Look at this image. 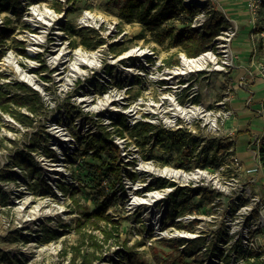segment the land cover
Listing matches in <instances>:
<instances>
[{
  "label": "rangeland",
  "instance_id": "374dc122",
  "mask_svg": "<svg viewBox=\"0 0 264 264\" xmlns=\"http://www.w3.org/2000/svg\"><path fill=\"white\" fill-rule=\"evenodd\" d=\"M125 1L19 0L23 7L21 20L12 11L0 13V39L3 31H10L4 41V56L10 55L25 70L34 72L45 81L48 90V97L41 95L44 109L31 115L33 127L19 124L0 110V264H71L76 246L84 254L95 252L99 256L93 264H127L132 251L138 253L141 264H205L213 263L211 260H216V264H244L252 250L261 251L264 257V179L260 172H247L258 164L249 150L264 132V116L257 115L262 109L258 99L264 95V84L246 83L242 87L237 76L239 69H248L247 79L253 78L254 41L247 32L238 33L233 39L229 52L234 58L231 69L223 64L222 50L229 48L221 47L229 42L227 37L219 38L214 54L226 70L177 77L174 66L182 65V49L170 47L168 40L159 44L154 32L137 21L122 19L119 10ZM57 3L62 5L63 15H57L61 17L57 22L45 25L40 7L47 5L49 12L57 13ZM258 13V30L263 31L264 2ZM214 16L222 14L217 11ZM81 18L85 21L78 24ZM91 21L94 27L89 26ZM184 26L174 29L181 31ZM84 35L100 46L86 48L82 44ZM59 40L63 45L55 48ZM257 42L262 45L264 38L259 35ZM66 46L71 53L103 49L104 58L94 66H83L86 76L73 82L68 78L73 55L68 64L54 65L58 63L55 51ZM31 48L37 49V58L31 56ZM139 48L147 50L146 57L133 56L117 62L126 52ZM77 59L80 61L78 56ZM256 60L264 63V54ZM173 80H177L178 88L171 87ZM0 85L9 94L24 92L16 85L34 91L13 70L1 66ZM174 90L180 106L201 107L208 103V112L220 113L225 105L234 119L227 126L228 119L222 115L217 131H210L200 119L191 126L182 120L167 126L150 109ZM173 103L167 100L164 106ZM239 106L249 117L239 118ZM236 120L245 126L240 129ZM124 121L126 127L122 126ZM142 122L153 123L157 140L154 135H149L152 137L147 141L146 135L136 136L134 128ZM102 126L111 135L106 139L122 147L124 173L128 170L136 175H124L123 188L111 186L112 175L107 167L102 186L97 182V168L104 160L110 163L107 155H102L101 162L91 156L92 152L88 156L81 152L90 135L104 133ZM177 126L182 127L178 133L170 130ZM121 129L123 138L117 135ZM37 133L43 139L31 140ZM178 136L185 137L181 147ZM28 156V165L35 174L25 166ZM55 164L62 165L61 174L50 171ZM165 167L183 170L180 172L189 176L204 174L202 181L199 178L190 185L208 189L176 192L168 201L162 199L143 209L138 205L142 198L176 184L172 180L161 181V176L150 172L152 168L162 171ZM209 177L215 178L220 187L208 182ZM59 185L68 192L63 193ZM74 188L75 199L90 211L105 198L110 201L107 214L120 223L117 238L104 240L105 223L100 224V229L91 225L78 227L80 214L71 198ZM168 191H162L166 193L163 197L168 196ZM182 231L194 238L175 237ZM93 239L103 245L101 250L91 246Z\"/></svg>",
  "mask_w": 264,
  "mask_h": 264
},
{
  "label": "trees",
  "instance_id": "16d2710c",
  "mask_svg": "<svg viewBox=\"0 0 264 264\" xmlns=\"http://www.w3.org/2000/svg\"><path fill=\"white\" fill-rule=\"evenodd\" d=\"M181 1L182 0H126L119 10V16L127 21H137L150 32H154L159 44H164L168 40L170 47L181 48L187 57L197 58L201 54L207 52L214 40L220 35L224 22L223 17H216L213 15L209 23L202 30H191L186 25V23L183 29H180L181 31L174 29V24H169V27H162V25L167 20L176 17L178 4ZM3 11H12L15 17H17L19 20H21L23 16V7L19 0H0V13ZM56 11L57 13H62V5L57 3ZM195 14L196 10H189L190 16H194ZM9 22L10 20L7 21V23ZM2 34L0 39V61L5 54L4 41L10 35L9 29L5 34L3 31ZM82 44L86 48L92 49H96L100 46L98 42H96L94 39H90L86 35H84L82 38ZM21 54L26 56L24 50L21 51ZM16 86H18L20 89H23L24 92L14 93V95L10 96L2 89L0 85V110L5 114H9L19 124L26 127H33L34 120L31 115L34 116L44 109L43 100L36 91H29L24 85ZM22 110H27L28 113L22 112ZM122 126L126 127V121L122 123ZM102 129H104V133L100 136L90 135L85 140V146L82 148L81 152L85 156H88L92 152L91 156L101 162L103 159L102 155H107L109 157L110 163L104 160L97 168V182L102 186L104 169L107 167V171H110L112 175V181H109L111 186L114 189L116 187L123 188L124 175L131 177L136 175L128 170L126 173H124V163L121 161V148L115 142L108 141L106 138L111 137V135L103 126ZM155 129L156 127L153 124L142 122L136 124L134 133L138 137H143L146 135L147 137L145 140L147 141V138L149 139L152 137L149 135H154L153 133ZM179 131L180 130H178L177 133ZM117 135L119 137H124V130H118ZM154 136L156 137L155 140H157L159 135ZM171 136L175 137V135ZM178 138L177 144L179 147H181L184 145L185 137L178 136ZM33 139L42 140L43 138L39 133H37L31 136V140ZM48 151L50 150L48 149ZM259 157L264 172V143L260 147ZM24 162L26 163L25 166L32 171V174H35V170L28 165V163H30V156H28ZM59 188L65 194L68 192V190L63 185H59ZM75 190L76 189L74 188L71 193V198H73V202L80 214L79 220L77 221L78 227L82 228L83 226L91 225L94 227V229H100V224L105 223L107 227L102 231L104 240L108 242L111 239L117 238L120 230V223L118 220L113 219L111 215L107 214V211L111 205L110 201L105 198L102 202H98L96 209L90 211L88 208L80 206L79 201L74 197L76 194ZM183 191L184 190L181 188L178 189L179 193H182ZM255 213L258 214V212ZM161 244L166 245L167 242L162 241ZM180 244L184 246L185 242L182 241ZM91 246H94L98 251L103 247V245L98 240L94 239ZM129 254L131 258V264H141L138 253L132 251ZM249 255V259L244 264H264V257H262L263 255L261 251L252 250L249 252ZM6 258H8L7 255ZM98 259L99 256H97L95 252L84 254L81 252V247L76 246L74 247L73 256L71 257V264H93V262Z\"/></svg>",
  "mask_w": 264,
  "mask_h": 264
},
{
  "label": "bare ground",
  "instance_id": "6f19581e",
  "mask_svg": "<svg viewBox=\"0 0 264 264\" xmlns=\"http://www.w3.org/2000/svg\"><path fill=\"white\" fill-rule=\"evenodd\" d=\"M40 12L41 14H43V20H45V23H44L45 25H50L53 22H57L61 18L57 15H63V13L58 14L55 11L49 12L47 5H43V7H40ZM84 21H85V18L78 19V24H83ZM92 23L94 22L91 21L89 26L94 27ZM57 34L62 39L63 35L60 34V32H58ZM43 36L46 37L47 34L43 32ZM60 40H59V43L55 45L56 46L55 48L63 45L62 41ZM102 51L103 49H99L96 51H92L91 53H87L82 50H76L71 53L70 51H68L67 46L58 48L55 51L58 54L57 57L55 58V60H58L56 61L58 63L54 65L64 66L65 64H68V62L71 61L69 60V57L73 55L74 56V62L72 63L73 69L69 73L68 78L71 81L75 82L77 78L86 76V73L84 72V69L82 68L83 66L91 67V66H94L97 61L98 62L102 61V59L104 58L103 54L101 53ZM228 51L229 50L222 51V53L224 54V57L228 55ZM147 54H148L147 50H143L142 48L134 49L128 53L126 52L125 54H123L120 58H118L117 62H121L122 60H125L128 57H133V56L144 58L147 56ZM31 56H34V58H37L38 56L37 49L31 48ZM77 56L80 58V61L77 59ZM229 63L230 62L228 61L224 62V64H229ZM0 65L2 68L13 70L18 76V78L21 79L22 82H24L31 88H35L43 97H48L47 84L45 83V81H43L34 72L30 70H25L21 66L19 61L17 60L15 61L10 55H6L2 59ZM32 69H35V67H32ZM222 69H223L222 64L219 63L218 57L213 52L208 51L207 53H203L197 59H191L189 57H185L182 65L176 68L174 71H175L176 76L180 77V76H188L193 71L202 70V71H207V72H213V71H221ZM176 84H177V80H173L170 83L172 88H178ZM175 93L176 92L174 90L170 95L166 94L165 96L161 97L160 104L153 105V108L150 109V110H153L151 113L154 115H157L158 119H160L162 123L164 122V124H166L167 126H170V127L174 126L178 120H182L184 124H188L189 122H191L192 118H197L205 122H209L211 125H215L222 115L225 117V119H228L227 126H229L230 121L234 119L232 117L231 112L230 113L229 112H226V113L207 112L206 107L208 103L204 104L201 107L192 106L190 104H188L187 106H180L178 104H176V106H173V104H170L168 107H165L164 104L166 103L167 100H171L176 97ZM136 114H138V111L136 112ZM61 166H62L61 164H55L50 169V171L53 172L54 174H61L63 172ZM150 172L156 176L162 175V171L158 169L152 168L150 169ZM174 175H175V179H180V177H182L184 174L182 172H174ZM197 177L198 176L196 173L193 176L185 175V178L187 179L193 178V180H197ZM214 179L215 178L213 177H209L208 182H213V184L219 188L220 187L219 182H217ZM132 189L136 190V188H132ZM164 190L167 191L169 189H164ZM162 199H163L162 191H156V192L154 191V192H151L149 195H146V197L142 198V200L138 202V205H140L141 207H143V209H145L147 206H155L156 203ZM261 226L262 227L264 226V211L262 213ZM161 235L163 234L161 233ZM174 235L175 237L179 239L194 238L191 235H188V233L184 231L178 232ZM50 246L52 247V245ZM51 247H49L50 250H51ZM45 249H47V247Z\"/></svg>",
  "mask_w": 264,
  "mask_h": 264
},
{
  "label": "built area",
  "instance_id": "2783aa9c",
  "mask_svg": "<svg viewBox=\"0 0 264 264\" xmlns=\"http://www.w3.org/2000/svg\"><path fill=\"white\" fill-rule=\"evenodd\" d=\"M238 1L241 2V3H244L247 6V9H248V11L250 12V15H251L250 24H251L253 29H252V31L250 33V39L252 41H254V43H253V57H254L253 65L255 66V71L251 72V74H252L253 79L259 78V79L264 80V63H259L256 60V57L258 55H260L262 53L264 54V42H263L262 45H260V42H257V37L259 35L261 36V38H264V30L263 31H259L258 30L259 29V25H258L259 24V13H258V11L260 10L261 6L263 5L264 0H238ZM189 10H196V14L194 16H190L189 15ZM217 11L221 12L224 22H223V25H222V28H221L220 35L214 40L213 44L210 46L208 51H211V52L214 53V47H215V44H217V45L219 44V38L221 39L223 37H227L226 41L229 42V44L228 45H221V47L222 48H226V47L229 48V49H223L222 51L229 50L228 51V55H226L224 57V59H225L224 62L228 61L230 63L229 64H224V62H223V64L224 65H228L231 69H233L234 58H233V56L232 57L229 56L230 55L229 52L232 49L233 39L238 35V33L240 31V25H239V23H238L236 18L231 17L227 13L223 12V10H217L216 1L215 0H182L178 4L176 17H173V18L167 20L162 25V27H169V24H174L173 27H175L177 25L183 26L186 23V25L191 30H198V29L202 30L209 23V21L211 20V17L214 15V12H217ZM81 27H83V26H81ZM258 51H259V53H258ZM207 52H205V53H207ZM200 56H198V57H200ZM185 57H187V55L184 52H181V64L183 63V60H184ZM197 58H191V59H197ZM1 61H0V63H1ZM224 65H222V68H223V70H226ZM174 67L178 68L179 66H174ZM235 69H238V68L235 67ZM203 72L204 71H202V70L200 71L199 70V71H193L190 74L199 75L200 73H203ZM202 76H204V75H202ZM238 79H239L240 85L242 87H245L246 83H247L246 77L242 76V77H239ZM187 86H185V88ZM33 90L36 91L37 93H39L35 88H33ZM9 95L12 96V95H14V93L9 94ZM40 96H41V94H40ZM170 102L171 103L175 102V104L173 103V106L176 105L177 103L178 104L180 103L179 100H178V97H175V100L171 99ZM222 103H224V102H222ZM224 106L225 105L222 106L223 113H226V110H225ZM261 108L262 109L257 112L258 116H264V103H263ZM206 111L208 112L207 107H206ZM196 120H197V118H192L191 122L188 123L187 125L189 126V124H190V126H191ZM218 123L219 122L217 121L215 125H211L209 122H204L205 125L209 126L210 131L220 130V128L218 126L219 125ZM151 124H153V123H151ZM181 128H182L181 126H177V128L170 129V130L178 131ZM120 138H123V137H120ZM263 143H264V132L262 133V135L257 136L256 139L251 143L253 145V148L251 150H249V151L251 152V156L254 159H256V162H258V164H257L256 167L249 168L247 172L248 173H255V172L259 173L260 172V173H262L263 179H264V172H263V169H262V166H261V163H260V157H259L260 147H261V145ZM116 144L122 150L121 145H119V143H116ZM234 161H235L236 164L239 165L238 158L235 157ZM180 171H183V170L173 169L172 167L171 168L170 167H165L162 170V175H160L161 178H162L161 181H164L166 179L170 180V181L172 180L174 182L176 181V184H174L172 187H167V188H169L168 196L166 198L163 197V199H165L166 201H168V199L170 198V195H172V194H174L176 192L178 193V189L179 188H181L183 190L190 189L193 192L196 191V190L208 189V188H204V187L203 188H199V187H201V185H196V186L192 187L190 184L192 183L193 178H188V179L185 178V175H187V174H184L182 177H180V179H175L174 172H180ZM197 176H198L197 180L199 178H201V181H202L203 177L205 175L202 174V173H197ZM181 181H183V182H181ZM255 182H257V181H255ZM159 185L160 186L161 185L164 186L163 182H160ZM164 189H166V188H164ZM164 189L161 190V191H164ZM162 194H163V196H165L166 193H162ZM165 207H167V205L164 206V209H165ZM166 217H167V215H166ZM127 253H128V251H127ZM130 259L131 258L129 257L128 261H127V264H130L129 263ZM211 261L213 263L205 262V264H216V262H217L216 260H211Z\"/></svg>",
  "mask_w": 264,
  "mask_h": 264
},
{
  "label": "crops",
  "instance_id": "0c3cea01",
  "mask_svg": "<svg viewBox=\"0 0 264 264\" xmlns=\"http://www.w3.org/2000/svg\"><path fill=\"white\" fill-rule=\"evenodd\" d=\"M215 1H216V5H217L216 6L217 10H223V12H225L228 15H230L231 17H234V18L237 19V21H238V23L240 25L239 33L247 32L250 35V33H251L252 29H253L251 24H250L251 15H250V12L247 9V6L244 3H241L238 0H215ZM226 9H228V10H226ZM248 24L251 26V29H250V26ZM235 52H236V50H235ZM251 54H253V49H252ZM248 72H249L248 69L247 70L239 69V71L237 72L238 73L237 76H239V77L244 76L245 77V75ZM253 72H254V70H253ZM247 77H248V75H246V81L249 84H253L254 86H261L262 84H264V80H262V79H259V78L253 79L252 78V80H248ZM236 79H237V77H236ZM258 101H259V104H261V107H262V105L264 103V95L261 96L258 99ZM253 102H254V99H253ZM240 108L241 107L239 106L238 109H240ZM235 110L237 112V109H235ZM252 115H253V117H255L253 112H252ZM238 116H240L239 117L240 119H244L245 117H249L248 113H246L245 111H243L241 109L238 110ZM237 125L240 126V129L245 126V124H241L238 121H237Z\"/></svg>",
  "mask_w": 264,
  "mask_h": 264
},
{
  "label": "water",
  "instance_id": "95a60500",
  "mask_svg": "<svg viewBox=\"0 0 264 264\" xmlns=\"http://www.w3.org/2000/svg\"><path fill=\"white\" fill-rule=\"evenodd\" d=\"M12 119V118H11ZM13 120V119H12ZM14 121V120H13Z\"/></svg>",
  "mask_w": 264,
  "mask_h": 264
}]
</instances>
